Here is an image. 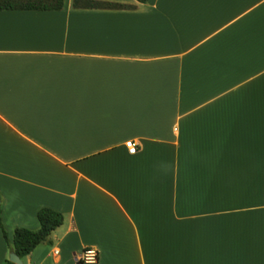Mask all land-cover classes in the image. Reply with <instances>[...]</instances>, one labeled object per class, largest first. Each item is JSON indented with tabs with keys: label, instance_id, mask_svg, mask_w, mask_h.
<instances>
[{
	"label": "crops",
	"instance_id": "obj_1",
	"mask_svg": "<svg viewBox=\"0 0 264 264\" xmlns=\"http://www.w3.org/2000/svg\"><path fill=\"white\" fill-rule=\"evenodd\" d=\"M64 1L0 11L1 221L66 218L23 264H264V0Z\"/></svg>",
	"mask_w": 264,
	"mask_h": 264
},
{
	"label": "trees",
	"instance_id": "obj_2",
	"mask_svg": "<svg viewBox=\"0 0 264 264\" xmlns=\"http://www.w3.org/2000/svg\"><path fill=\"white\" fill-rule=\"evenodd\" d=\"M145 3L148 0H137ZM64 0H0V11H61L64 8ZM76 9H118L121 6L110 3H102L88 0H75ZM40 229L37 231L18 228L15 230L14 242L10 243L7 231L1 221L0 227L7 242L9 252L17 254L21 260L28 257L36 248L45 243H50L51 235L65 223V215L53 209L44 208L38 212ZM8 264H13L7 259Z\"/></svg>",
	"mask_w": 264,
	"mask_h": 264
},
{
	"label": "built area",
	"instance_id": "obj_3",
	"mask_svg": "<svg viewBox=\"0 0 264 264\" xmlns=\"http://www.w3.org/2000/svg\"><path fill=\"white\" fill-rule=\"evenodd\" d=\"M126 146L131 154L138 153V144L136 142L129 141ZM79 261L81 264H97L99 262V253L94 248H86L82 252Z\"/></svg>",
	"mask_w": 264,
	"mask_h": 264
},
{
	"label": "water",
	"instance_id": "obj_4",
	"mask_svg": "<svg viewBox=\"0 0 264 264\" xmlns=\"http://www.w3.org/2000/svg\"><path fill=\"white\" fill-rule=\"evenodd\" d=\"M9 260L13 264H23V261L21 260V258L15 253H12L10 255Z\"/></svg>",
	"mask_w": 264,
	"mask_h": 264
}]
</instances>
